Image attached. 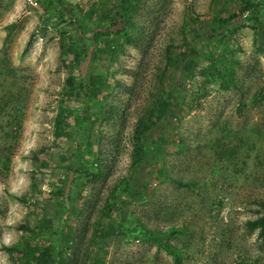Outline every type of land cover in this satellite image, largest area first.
I'll list each match as a JSON object with an SVG mask.
<instances>
[{
    "label": "rangeland",
    "instance_id": "374dc122",
    "mask_svg": "<svg viewBox=\"0 0 264 264\" xmlns=\"http://www.w3.org/2000/svg\"><path fill=\"white\" fill-rule=\"evenodd\" d=\"M263 202L264 0H0V264H264Z\"/></svg>",
    "mask_w": 264,
    "mask_h": 264
},
{
    "label": "trees",
    "instance_id": "16d2710c",
    "mask_svg": "<svg viewBox=\"0 0 264 264\" xmlns=\"http://www.w3.org/2000/svg\"><path fill=\"white\" fill-rule=\"evenodd\" d=\"M59 3H64V0H55ZM115 11V22L113 25H119L124 22L125 19V11H121L118 7L114 9ZM237 15L235 14H230L227 17H222L219 19L221 23L224 25H227L231 23L233 20H236ZM214 34V33H213ZM68 82H71L69 79ZM71 84V83H70ZM141 152V151H140ZM247 225L250 229H257L259 233L263 234L264 233V202L261 204V211L260 213L253 219H249L247 221ZM164 245L166 249L169 251V253L172 255L174 264H182L180 260V251L175 248L171 243L168 241H164Z\"/></svg>",
    "mask_w": 264,
    "mask_h": 264
}]
</instances>
